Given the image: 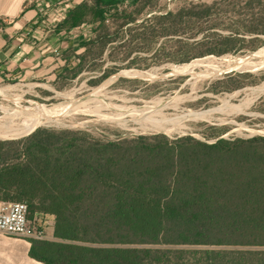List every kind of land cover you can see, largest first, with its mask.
Returning a JSON list of instances; mask_svg holds the SVG:
<instances>
[{"label": "rangeland", "instance_id": "obj_1", "mask_svg": "<svg viewBox=\"0 0 264 264\" xmlns=\"http://www.w3.org/2000/svg\"><path fill=\"white\" fill-rule=\"evenodd\" d=\"M91 6L85 18L97 17ZM104 7L105 20L92 25L91 43L64 80L0 85V156L13 158L17 147L47 136L58 155H92L99 142L114 170L157 167L163 191L179 193L193 192L199 175L264 172V142H250L264 139V0H118ZM64 111L55 121H33ZM37 123L28 134L15 131ZM167 147L180 152L173 166Z\"/></svg>", "mask_w": 264, "mask_h": 264}, {"label": "trees", "instance_id": "obj_2", "mask_svg": "<svg viewBox=\"0 0 264 264\" xmlns=\"http://www.w3.org/2000/svg\"><path fill=\"white\" fill-rule=\"evenodd\" d=\"M116 1L92 0L100 22L105 20L104 6ZM86 7L71 10L72 21L84 18ZM90 43L86 41L85 48ZM82 55H77V63ZM36 127L21 132L28 134ZM52 138L17 147L13 158L0 156V200L20 198L28 212L53 215V236L68 242L44 241L40 253L31 251L43 263L264 264V172L256 174L247 167L241 176L210 180L199 175L193 192L163 191L162 177L153 171L157 167L150 171L130 164L114 170V161L104 156L107 145L99 142L92 155L82 149L79 155H58ZM254 141L264 139H250ZM165 150L173 166L180 152ZM150 152L160 154L155 146ZM127 244L189 248L117 246Z\"/></svg>", "mask_w": 264, "mask_h": 264}, {"label": "crops", "instance_id": "obj_3", "mask_svg": "<svg viewBox=\"0 0 264 264\" xmlns=\"http://www.w3.org/2000/svg\"><path fill=\"white\" fill-rule=\"evenodd\" d=\"M41 1L0 0V85L64 80L95 33L92 27L100 22L95 17L75 22L70 17L71 10L90 6L92 0H49L66 5L39 10L36 4ZM33 221L44 224L51 234L44 239L0 234V264H45L31 251L40 253L44 241L62 240L53 236V215L35 213Z\"/></svg>", "mask_w": 264, "mask_h": 264}, {"label": "built area", "instance_id": "obj_4", "mask_svg": "<svg viewBox=\"0 0 264 264\" xmlns=\"http://www.w3.org/2000/svg\"><path fill=\"white\" fill-rule=\"evenodd\" d=\"M66 4L43 0L36 4L39 10L63 7ZM28 205L25 201H0V234L7 236L44 239L51 232L42 223L28 218Z\"/></svg>", "mask_w": 264, "mask_h": 264}, {"label": "bare ground", "instance_id": "obj_5", "mask_svg": "<svg viewBox=\"0 0 264 264\" xmlns=\"http://www.w3.org/2000/svg\"><path fill=\"white\" fill-rule=\"evenodd\" d=\"M223 61V60H222ZM222 63V62H221ZM189 64H191V62L189 63ZM189 64H187V65H189ZM190 69V67H187L184 71H187V70H189ZM230 70H232V69H230ZM183 71V72H184ZM229 71V70H228ZM259 91V90H258ZM257 91V92H258ZM253 93V92H252ZM255 94V93H254ZM251 98V97H250ZM67 113V111L65 112H60V113H57V114H48V115H44V116H39L38 118H36L35 120H33L34 122H44V121H52V120H56V119H58V117H63V116H65V114ZM202 114V113H201ZM205 114V113H204ZM203 115V114H202ZM64 119V118H63ZM63 119H61V120H63ZM60 120V121H61ZM38 124H40V123H37V124H34V125H31V126H26V127H20V128H18V129H16L15 131H17V132H20V131H22L23 129H26V128H31V127H34V126H36V125H38ZM6 135V134H5ZM8 136V135H7Z\"/></svg>", "mask_w": 264, "mask_h": 264}]
</instances>
